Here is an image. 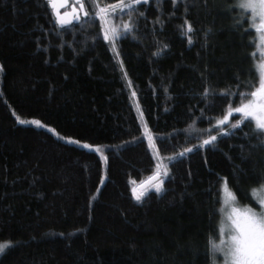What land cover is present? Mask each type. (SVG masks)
I'll use <instances>...</instances> for the list:
<instances>
[{
    "label": "trees",
    "instance_id": "16d2710c",
    "mask_svg": "<svg viewBox=\"0 0 264 264\" xmlns=\"http://www.w3.org/2000/svg\"><path fill=\"white\" fill-rule=\"evenodd\" d=\"M81 2L92 17L97 5L115 0ZM232 3L182 0L174 8L171 0H150L138 6L147 19L139 20L136 38H117L115 57L98 17L59 29L46 0H0V243L12 245L0 264H208L221 178L238 183V197H251L264 171V147L245 137L250 125L242 124L214 146L168 157L206 138L189 126L195 119L193 127L207 129L209 118L223 115L228 101L221 90L236 91L238 70L240 81L249 78L254 33L233 28L239 11H227ZM186 4L192 44L179 28ZM126 12L112 19L127 20ZM158 16L162 28L154 23ZM206 83L215 92L201 116ZM16 116L46 127L20 124ZM141 119L157 138L155 156L146 139L133 141L142 137ZM84 143L99 146L107 163ZM157 163L169 172L164 191L150 189L136 201L131 189ZM241 202L258 207L251 198Z\"/></svg>",
    "mask_w": 264,
    "mask_h": 264
},
{
    "label": "snow or ice",
    "instance_id": "6c2138e0",
    "mask_svg": "<svg viewBox=\"0 0 264 264\" xmlns=\"http://www.w3.org/2000/svg\"><path fill=\"white\" fill-rule=\"evenodd\" d=\"M95 2L96 0H93L94 4ZM155 2L162 4L163 0H155ZM179 2H182V0H171L174 8L178 6ZM46 3L53 9L55 23L59 26V29H62L66 25H71L73 20L78 21L81 25L87 22V20L81 19L80 15L76 13L75 8H73L71 13L65 12L61 14L59 12V7L66 4L67 0H46ZM149 3L150 0H115V3L111 5L103 7L97 5L98 10L95 11V15L92 17L84 9L83 3L80 4V8L83 11L84 18L92 20L96 17L99 18L103 40L112 45L115 57H119L120 52L116 48L117 38L124 36L126 33L132 34L133 39L136 38L135 31L138 29L139 20L147 19L145 12L140 11L138 6H147ZM117 10H119L120 15H124V10H127L128 19L119 23L114 22L112 14L116 13ZM232 10L239 11V16L234 18L233 28L235 29L238 26L243 29V33H249V29H251L252 33H254L250 43L254 45L256 51L250 54L254 63L252 68L248 70L249 78L245 81H240L239 70L237 71L235 77L237 80L236 91H231L230 89L221 90L222 97L228 101L223 115L215 118L214 123L212 118H209V128L207 129L193 127L195 125V119H193L189 127H192L193 131L198 132L202 136L207 133L206 138H202L199 143L193 145L191 148H184L183 151L168 157L171 161H176L196 149L214 146L218 138L235 135V132L230 130L238 129L242 124L245 127H249L250 125L249 132L244 133L245 137H254L258 145L264 147V0H233L227 11ZM157 11L160 12L161 9L158 8ZM187 12L188 6L186 4L184 23L179 25V28L181 29V35L187 36L188 43L192 44V36L189 34L194 33L195 29L187 19ZM168 15L169 17L175 16V11L170 12ZM245 22L248 24V28H244ZM154 23L160 24L161 28L163 27V21L160 20L159 16ZM209 32H211L210 28L205 31V37H207ZM98 38L99 34L90 37L93 41ZM163 47L167 48L168 45L165 44ZM160 51V49H157V52H154L153 55H159ZM117 63L123 72L127 85L131 86V81L127 78L128 74L124 70L123 61L117 60ZM0 70H2V66H0ZM164 91H168L167 87H165ZM214 92L215 89L206 83L203 90L199 93L204 102L208 104V109H201V116L212 107V102L208 101V97ZM136 95V91L133 90L131 96L135 97ZM229 97H238V99H229ZM234 113L239 114V119H233L230 122V117ZM13 115L16 114L13 113ZM143 115V111H140L141 118ZM16 119L20 124L31 123L38 127H46L40 120L33 119L29 121L21 119L19 116H16ZM140 123L144 129L142 137H133V141L146 139L148 147L153 150V155L155 156L159 152V149L156 147L157 138L150 133L147 122L144 119H141ZM49 131L56 132L55 129H49ZM57 135L59 136L58 133ZM59 138L68 139L69 143L80 144L79 140L65 137ZM82 146L100 153V159L107 163L108 157L103 154L99 146L93 148V145L89 143H84ZM168 175L167 166L157 163L155 171L149 176L148 180H141L139 188L133 187L131 189L135 200L141 201L150 189H154L158 194L164 191V178ZM103 182L104 177L102 176L101 183ZM130 182L134 183V181ZM234 189H238V183L229 186L226 178H221V189L218 190L217 196L214 198V203L218 200L220 201L219 208L215 209L220 219L217 222L216 235L210 236L208 241V264H264V171L260 172L255 184L249 189L251 197L248 193H242L238 197ZM220 192H222V195H220ZM250 198L255 201L258 207L241 202V199ZM77 231H80V229H77ZM61 235L64 234L61 233ZM11 246L10 242L0 243V254L5 253Z\"/></svg>",
    "mask_w": 264,
    "mask_h": 264
},
{
    "label": "water",
    "instance_id": "95a60500",
    "mask_svg": "<svg viewBox=\"0 0 264 264\" xmlns=\"http://www.w3.org/2000/svg\"><path fill=\"white\" fill-rule=\"evenodd\" d=\"M73 1V4L70 5V0H67V3L64 4L63 6L59 7V12L61 14L65 13V12H68V13H71L73 8L76 9V13L78 15H80V17L82 16L83 17V11L81 10L80 8V4L82 3L81 0H72ZM51 8V7H50ZM69 8V10H67ZM52 9V8H51ZM52 12H53V9H52ZM53 15H54V12H53ZM55 17V15H54ZM78 21L76 20H73L72 21V24L73 23H77ZM66 26H69V25H66ZM65 27V26H64Z\"/></svg>",
    "mask_w": 264,
    "mask_h": 264
},
{
    "label": "rangeland",
    "instance_id": "374dc122",
    "mask_svg": "<svg viewBox=\"0 0 264 264\" xmlns=\"http://www.w3.org/2000/svg\"><path fill=\"white\" fill-rule=\"evenodd\" d=\"M258 53V52H257ZM233 115H239V114H236V113H234ZM148 180V179H147ZM146 180V181H147ZM137 188H139L140 187V184L138 185V186H136ZM220 195H222V192H220Z\"/></svg>",
    "mask_w": 264,
    "mask_h": 264
},
{
    "label": "flooded vegetation",
    "instance_id": "af4514ba",
    "mask_svg": "<svg viewBox=\"0 0 264 264\" xmlns=\"http://www.w3.org/2000/svg\"><path fill=\"white\" fill-rule=\"evenodd\" d=\"M70 5H71V3H70ZM67 10H69V8Z\"/></svg>",
    "mask_w": 264,
    "mask_h": 264
}]
</instances>
